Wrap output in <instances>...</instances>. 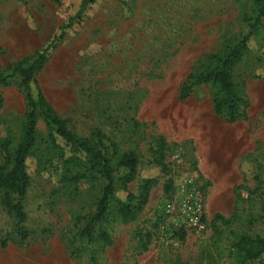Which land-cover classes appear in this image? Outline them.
<instances>
[{"label":"rangeland","instance_id":"obj_1","mask_svg":"<svg viewBox=\"0 0 264 264\" xmlns=\"http://www.w3.org/2000/svg\"><path fill=\"white\" fill-rule=\"evenodd\" d=\"M82 0H0V70L61 36L31 83L82 138L99 131L120 152L134 151L133 179L113 174L114 191L99 225L111 246L77 241L74 219L92 214L106 182L67 180L41 119L22 206L23 242L0 204V264H233L240 235L264 239V21L233 75L244 99L235 123L214 114L210 86L178 99L205 57L250 31L254 0H96L68 29ZM0 145L19 142L25 103L17 77L0 86ZM108 146V141L103 142ZM4 154L0 148V164ZM131 194L146 198L124 222L116 212ZM240 195L239 201L236 195ZM264 264V252L253 261Z\"/></svg>","mask_w":264,"mask_h":264},{"label":"trees","instance_id":"obj_2","mask_svg":"<svg viewBox=\"0 0 264 264\" xmlns=\"http://www.w3.org/2000/svg\"><path fill=\"white\" fill-rule=\"evenodd\" d=\"M95 2L96 0H82L76 15L61 27V31L70 28L80 18L86 7ZM253 12L255 14L253 19L244 18V22L250 29L248 34L240 35L220 51L206 56L205 61L186 76L178 91L180 101L189 98L195 87L210 86L212 109L216 116L225 119L228 123H235L242 117L246 104L234 81L233 71L248 52L250 36L253 35L261 21H264V0L253 1ZM61 36L60 34L31 56L0 70V86L6 85L12 77H17L25 103L18 144L12 150L10 139H4L0 145L4 154V161L0 164V204L5 213L14 221L15 233L19 242L23 243L29 236L22 227L26 216L21 202L29 184L24 163L32 153L36 137V123L38 119H41L47 128L51 142L55 145L56 137L60 138L70 149L68 157H64L63 151L60 154V160L67 172L69 182L77 183L93 176H99L106 182L95 211L86 217L78 216L74 219L75 238L66 246L72 256H77L79 250L74 245L77 241L97 243L102 249L111 246L109 235L99 225L105 219L108 204L113 195V174L118 169L127 170L123 183H129L137 168L138 157L134 151L120 152L118 146L110 142L99 131L94 132L95 139L79 137L67 127V122L58 115L41 91L33 95L31 83L46 64L49 50L55 48ZM2 102L3 99L0 96V107ZM104 141H108L109 145L106 146ZM239 199L240 195L237 194L236 200L239 201ZM145 204L146 198L135 200V197L129 194L125 202L117 204L116 212L126 222L140 213ZM0 245L6 246L4 241ZM232 248L233 264H253V261L264 252V239L243 234L235 239Z\"/></svg>","mask_w":264,"mask_h":264}]
</instances>
